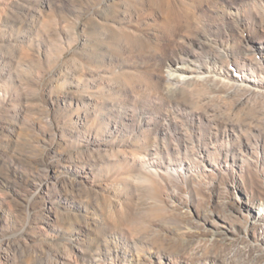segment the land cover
<instances>
[{
    "label": "rangeland",
    "instance_id": "rangeland-1",
    "mask_svg": "<svg viewBox=\"0 0 264 264\" xmlns=\"http://www.w3.org/2000/svg\"><path fill=\"white\" fill-rule=\"evenodd\" d=\"M202 33L240 86L177 95L203 143L151 177L159 64ZM263 53L264 0H0V264H264Z\"/></svg>",
    "mask_w": 264,
    "mask_h": 264
},
{
    "label": "bare ground",
    "instance_id": "bare-ground-1",
    "mask_svg": "<svg viewBox=\"0 0 264 264\" xmlns=\"http://www.w3.org/2000/svg\"><path fill=\"white\" fill-rule=\"evenodd\" d=\"M234 14L237 17L235 20V26H237L243 22V19L239 15V8H235ZM229 18L231 19V17ZM199 43L202 45L199 48L204 51V54L193 52L191 55V53L189 54V52H185L183 49H178L170 60H164L159 64L164 77L161 92L165 99L170 100L172 106L171 110L167 109L161 116L160 124L149 128L153 135L152 142L156 143L155 147L157 148H150L149 152L138 160L143 172L151 177L156 178L159 175L176 176V168L183 166L184 160L195 152L194 142L198 144L203 143L199 132V136L194 138L195 136L187 130L185 123L181 119V117H186L188 120L193 121L194 119H200L199 115H196V110L194 109L183 108L177 102V95L197 83H206L207 85H209L208 83H211V85L218 83L225 87H231L230 85L240 86L238 85V80L231 74V71L236 70L235 67H232V63L226 59L230 47L226 44H221L207 33L204 34L203 40ZM205 45L209 47L207 50L204 49ZM261 55L264 63V53ZM231 56L232 54L230 53ZM244 56L246 57V54ZM262 79L264 80V77ZM150 83L154 86L157 85L156 82ZM173 110L176 112L174 113ZM114 112L117 119L120 120L123 116L121 115L122 112L120 110H115ZM210 126L213 129H217L215 128L217 127L215 123H211ZM214 135L217 136L216 134ZM210 141L212 143L215 142L213 137L210 138ZM169 142H171L173 147L169 146ZM159 146L166 152V156H175L176 161L170 160L167 165H162ZM200 146L201 152L204 151L206 153V147ZM90 258L89 262L96 264L101 260V255L99 252H96Z\"/></svg>",
    "mask_w": 264,
    "mask_h": 264
}]
</instances>
